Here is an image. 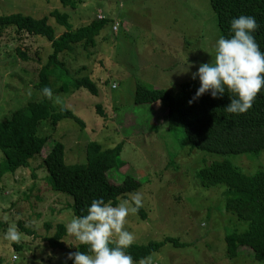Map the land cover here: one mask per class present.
Returning <instances> with one entry per match:
<instances>
[{
  "label": "rangeland",
  "instance_id": "obj_1",
  "mask_svg": "<svg viewBox=\"0 0 264 264\" xmlns=\"http://www.w3.org/2000/svg\"><path fill=\"white\" fill-rule=\"evenodd\" d=\"M82 1L73 10L59 0H0V15L47 18L56 37L67 29L58 24L53 12L67 15L74 31L104 18L111 21L94 48L78 47L74 53L62 54L68 68L76 76L90 78L98 94L84 89L58 93L59 84L53 82L54 108L72 111L85 127L64 119L52 131L48 122L42 123L46 129L41 126L39 134L50 136L43 157L61 143L66 164H86L89 143L96 142L105 150L122 145L110 180L122 184L131 176L140 187L118 203L128 200L134 206L131 197L139 193L146 213V219L138 210L126 218L124 227L133 234L132 244L147 245L165 238L179 242L165 244L143 264H263L246 247L239 250L238 258H228L225 237L244 232L248 224H237L226 214L224 186L202 188L196 174L206 164L223 159L247 174L264 171V150L228 157L192 151L182 129L168 131L164 104L134 103L139 82L175 94L200 64L211 61L215 41L221 36L211 0ZM51 53V44L44 38L16 34L14 29L0 36V123L27 103L41 100L35 84ZM3 158L0 151V162ZM41 164L36 159L30 168L0 179V264H68V253L80 245L69 236L63 240V250L52 248L47 241L58 224L65 225L74 217L67 206L73 200L48 188V172ZM9 226L18 233L15 241L4 238Z\"/></svg>",
  "mask_w": 264,
  "mask_h": 264
},
{
  "label": "trees",
  "instance_id": "obj_2",
  "mask_svg": "<svg viewBox=\"0 0 264 264\" xmlns=\"http://www.w3.org/2000/svg\"><path fill=\"white\" fill-rule=\"evenodd\" d=\"M59 1L65 8L73 10L83 3L82 0ZM211 5L221 36L225 38L231 35L229 27L232 18L240 15L255 17L258 27L253 35L260 50L264 52V0H211ZM52 16L59 25L67 29L60 37H56L55 29L48 24L47 18L36 20L22 14L0 15V36L8 29H14L16 34L25 33L44 38L52 48L35 84L41 100L27 103L22 109L15 111L10 119L0 123V151L4 156L0 162V179L18 170L30 168L31 162L40 159L42 168L48 172L45 184L54 192L71 197L73 203L71 206L68 203L67 206L69 209L71 207L74 216H80L85 214L93 199L102 198L105 202L112 201L116 205L119 198L139 189L140 183L131 176L126 177L122 184L110 180L109 172L117 167L121 144L105 150L96 142L89 143L86 147V164H66L65 146L61 143L54 144L47 156L43 157L42 151L50 136L39 134L41 126L46 129L42 123L48 122L52 131L64 119L74 120L85 127L72 111L56 110L51 95H45L43 89L51 91L55 82L59 84L56 90L58 93L73 94L76 90L84 89L97 95V87L91 79L76 76L77 72L69 69L61 56L74 53L78 47L84 50L94 48L96 39L111 22L106 18L74 31L67 15L53 12ZM19 55L28 60L25 54L19 52ZM198 87L199 81L192 77L182 83L175 94L139 82L135 89L134 103L164 104L168 108V131L182 129L192 151L228 157L257 154L264 150V88L257 94L248 111L232 115L224 111L230 103L227 94L223 98L213 99L206 93L189 105L188 102ZM98 111L102 113L99 106ZM196 176L202 188L224 186L226 214L237 224H248V229L244 232H234L225 237L228 258H238L239 250L246 247L253 252L256 261L264 264V171L247 174L230 160L223 159L206 164ZM137 210L146 219L141 206ZM1 227L0 223V229ZM66 236L64 225L58 224L54 235L48 237L47 241L52 248L63 250ZM171 242L179 244L176 239L165 238L161 242L147 245L131 244L125 251L132 256L133 261H143ZM78 249L84 251L85 246L79 245ZM68 264H71L70 260Z\"/></svg>",
  "mask_w": 264,
  "mask_h": 264
},
{
  "label": "clouds",
  "instance_id": "obj_3",
  "mask_svg": "<svg viewBox=\"0 0 264 264\" xmlns=\"http://www.w3.org/2000/svg\"><path fill=\"white\" fill-rule=\"evenodd\" d=\"M257 27L253 16L240 15L231 19V35L228 38L219 36L211 61L200 64L191 74L193 80L199 81V87L189 105L207 93L213 99L227 94L230 103L224 111L232 115L243 114L252 107L255 97L264 88V52L253 35ZM43 92L51 95L47 88ZM131 203L134 206H130L128 200L113 205L112 201L93 199L85 214L74 216L66 223L65 234L85 246L84 251L76 247L77 251L69 252L67 260L71 264H134L132 256L125 251L134 237L124 225L129 214L136 212L141 204L139 193L132 195ZM4 238L17 240L15 227L9 226Z\"/></svg>",
  "mask_w": 264,
  "mask_h": 264
},
{
  "label": "bare ground",
  "instance_id": "obj_4",
  "mask_svg": "<svg viewBox=\"0 0 264 264\" xmlns=\"http://www.w3.org/2000/svg\"><path fill=\"white\" fill-rule=\"evenodd\" d=\"M99 18H104V17H101V16H98ZM106 19V18H104ZM114 30H117V27H113Z\"/></svg>",
  "mask_w": 264,
  "mask_h": 264
},
{
  "label": "crops",
  "instance_id": "obj_5",
  "mask_svg": "<svg viewBox=\"0 0 264 264\" xmlns=\"http://www.w3.org/2000/svg\"><path fill=\"white\" fill-rule=\"evenodd\" d=\"M155 88H157V89H161V88H158V87H155ZM155 105L157 106V105H158V103H156ZM158 109H159V108H158Z\"/></svg>",
  "mask_w": 264,
  "mask_h": 264
}]
</instances>
